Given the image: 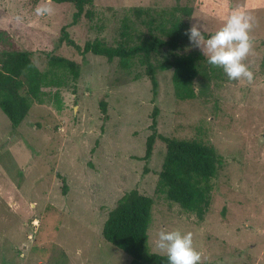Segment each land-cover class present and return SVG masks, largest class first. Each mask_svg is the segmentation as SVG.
Here are the masks:
<instances>
[{
	"label": "rangeland",
	"instance_id": "obj_1",
	"mask_svg": "<svg viewBox=\"0 0 264 264\" xmlns=\"http://www.w3.org/2000/svg\"><path fill=\"white\" fill-rule=\"evenodd\" d=\"M45 2L0 0V29L30 52L39 70L48 69L47 55L57 54L78 64V76L54 68L58 83L41 88V102L31 101L16 127L0 110V264H127L129 255L106 242L101 227L130 189L152 198L149 251L160 253L154 242L162 228L179 229L193 233L203 264H264V0H92L91 16L76 23L66 2L51 1L53 13L37 16ZM177 4L192 7L189 26L199 22L209 33L233 9L253 17L254 51L246 61L252 83L229 80L203 62L195 97H175L170 68L155 71L153 96L137 59L122 68L117 58L80 55L56 43L67 25L79 45L94 38L115 45L123 21L146 30L145 16L136 17L132 7L156 15ZM191 50L200 51L188 44L178 52ZM153 109L156 132L200 139L221 158L202 219L153 191L164 143L155 138L151 155L140 158Z\"/></svg>",
	"mask_w": 264,
	"mask_h": 264
},
{
	"label": "trees",
	"instance_id": "obj_2",
	"mask_svg": "<svg viewBox=\"0 0 264 264\" xmlns=\"http://www.w3.org/2000/svg\"><path fill=\"white\" fill-rule=\"evenodd\" d=\"M51 1L66 2L73 7L71 23H76L82 16H91L89 6L92 0ZM131 10L136 17L145 16L142 22L146 25V30L143 33L135 31L123 21L119 31L120 38L115 45L99 38L86 40L79 45L69 36L67 25H62L56 43L73 47L80 55L92 53L103 56L106 61L117 58L122 68H127L134 58L137 59L144 65L153 96L157 86L155 71L170 68L175 97L180 100L195 97L194 81L200 70L206 69L202 64L205 66L203 62L207 63V59L198 50L184 54L178 52L190 44L185 31L190 27L186 18L192 13V7L177 4L156 15L149 9L136 6ZM209 34L211 33H205L206 38ZM15 44L8 31L0 29V110L11 127H16L26 116L31 101L41 102L45 93L41 90L42 87L58 83L54 68L67 71L72 79L78 76V64L74 60L49 54L48 69L41 71L33 63L30 52ZM98 106L105 118V101L99 99ZM154 116L155 109L151 113L152 132L145 137L144 153L140 157L148 159L155 138L164 143V155L153 191L202 219L211 200V179L220 169L221 158L209 143L200 139L163 136L156 132ZM64 191L65 186L62 184V192ZM151 206L150 196L130 189L115 201L102 223V238L129 255L127 264H168L164 254L151 252L147 248Z\"/></svg>",
	"mask_w": 264,
	"mask_h": 264
},
{
	"label": "clouds",
	"instance_id": "obj_3",
	"mask_svg": "<svg viewBox=\"0 0 264 264\" xmlns=\"http://www.w3.org/2000/svg\"><path fill=\"white\" fill-rule=\"evenodd\" d=\"M51 0L38 5L37 16L51 15ZM253 17L241 9H233L223 18L221 27L206 38L204 24L192 23L185 31L190 46L200 49L213 67L221 68L229 80L252 83L254 73L246 63L254 51L251 32ZM158 252L164 254L168 264H203L202 253L196 248L192 232L179 229H161L154 242Z\"/></svg>",
	"mask_w": 264,
	"mask_h": 264
}]
</instances>
